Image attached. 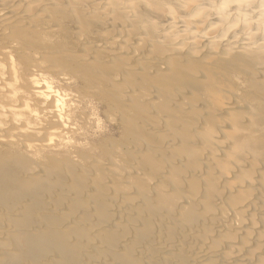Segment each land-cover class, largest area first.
Here are the masks:
<instances>
[{"label": "bare ground", "instance_id": "6f19581e", "mask_svg": "<svg viewBox=\"0 0 264 264\" xmlns=\"http://www.w3.org/2000/svg\"><path fill=\"white\" fill-rule=\"evenodd\" d=\"M0 264H264V0H0Z\"/></svg>", "mask_w": 264, "mask_h": 264}, {"label": "rangeland", "instance_id": "374dc122", "mask_svg": "<svg viewBox=\"0 0 264 264\" xmlns=\"http://www.w3.org/2000/svg\"><path fill=\"white\" fill-rule=\"evenodd\" d=\"M103 121H105L104 119H103ZM106 123H104V125H105Z\"/></svg>", "mask_w": 264, "mask_h": 264}]
</instances>
